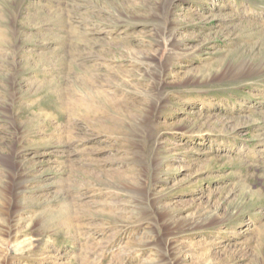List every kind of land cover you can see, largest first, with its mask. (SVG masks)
<instances>
[{
	"label": "rangeland",
	"instance_id": "374dc122",
	"mask_svg": "<svg viewBox=\"0 0 264 264\" xmlns=\"http://www.w3.org/2000/svg\"><path fill=\"white\" fill-rule=\"evenodd\" d=\"M172 256L264 264V0H0V264Z\"/></svg>",
	"mask_w": 264,
	"mask_h": 264
},
{
	"label": "bare ground",
	"instance_id": "6f19581e",
	"mask_svg": "<svg viewBox=\"0 0 264 264\" xmlns=\"http://www.w3.org/2000/svg\"><path fill=\"white\" fill-rule=\"evenodd\" d=\"M165 248H166L167 252H169L170 249H172L170 244H167L165 246ZM168 255H169V253H168ZM169 256H171V255H169ZM178 261L179 260H178L177 256H172V262L170 264H178Z\"/></svg>",
	"mask_w": 264,
	"mask_h": 264
}]
</instances>
